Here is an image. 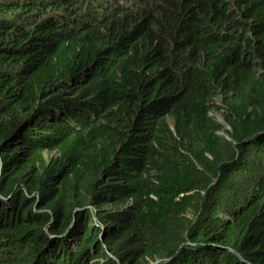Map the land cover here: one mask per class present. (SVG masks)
<instances>
[{
  "label": "trees",
  "instance_id": "16d2710c",
  "mask_svg": "<svg viewBox=\"0 0 264 264\" xmlns=\"http://www.w3.org/2000/svg\"><path fill=\"white\" fill-rule=\"evenodd\" d=\"M0 264H264V0H0Z\"/></svg>",
  "mask_w": 264,
  "mask_h": 264
},
{
  "label": "clouds",
  "instance_id": "9594fccd",
  "mask_svg": "<svg viewBox=\"0 0 264 264\" xmlns=\"http://www.w3.org/2000/svg\"><path fill=\"white\" fill-rule=\"evenodd\" d=\"M122 2H123V0H122ZM154 102H155V103L150 102L149 104H147L149 108H150L153 104H155V105L151 108V110H152L153 112L163 111V110L167 109V108L171 105V103H170L169 101L164 100V99L161 98V97L156 98V99L154 100ZM216 103L218 104V101H216ZM214 110H216L217 112H219V117H218V118H216L215 115L213 114V111H214ZM210 114L213 115V117H214V119H215L216 121L220 122V123L223 125V128H222L221 130H219V133H220L221 135H224V134L226 133V132H225V129H230V126H229L228 123H226V122L224 121V119H223V117H222V114H221V111L218 110V109H215V108H214V109H211V110H210ZM170 125H171V123H170ZM159 260H162V261H163V260H166V259L161 258V259H159Z\"/></svg>",
  "mask_w": 264,
  "mask_h": 264
},
{
  "label": "rangeland",
  "instance_id": "374dc122",
  "mask_svg": "<svg viewBox=\"0 0 264 264\" xmlns=\"http://www.w3.org/2000/svg\"><path fill=\"white\" fill-rule=\"evenodd\" d=\"M213 114L215 115L216 118L219 117V112H217L216 110L213 111Z\"/></svg>",
  "mask_w": 264,
  "mask_h": 264
}]
</instances>
